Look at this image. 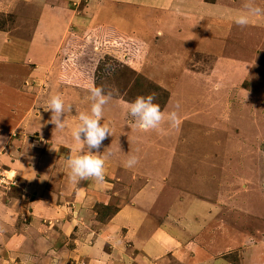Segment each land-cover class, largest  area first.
I'll use <instances>...</instances> for the list:
<instances>
[{
  "label": "rangeland",
  "instance_id": "374dc122",
  "mask_svg": "<svg viewBox=\"0 0 264 264\" xmlns=\"http://www.w3.org/2000/svg\"><path fill=\"white\" fill-rule=\"evenodd\" d=\"M202 2L203 9L172 0L174 14L159 24H168L162 37L173 48H159L155 40L144 44L142 36L115 37L107 19L103 27L85 31L73 23L76 30H64L61 53L52 62L39 65L28 59L12 69V77L18 73L21 80L10 85L22 94H0V238L9 237L10 227L16 242L14 248L7 243L1 247L2 264H74L80 241L94 251L77 264H225V253L238 263L232 248L264 241V16L250 17L242 28L234 21L248 0ZM253 2L264 9V0ZM71 9L66 3L64 10ZM137 32L147 34L142 27ZM176 38L193 43L173 42ZM125 61L146 70L150 84H143L142 93H156L154 103L165 114L160 129L144 132L129 115L127 102L134 101L129 91L137 89L127 81L135 77L115 72L126 67ZM67 63L72 65L69 73H80L84 64L86 73L68 77L63 73ZM61 76L68 82H61ZM83 78L89 84H75ZM94 86L113 93L100 121L112 135L99 149L100 155L111 156L105 160L104 183H74L67 158L87 149L72 132L79 114H90ZM55 95L66 109L71 105L62 117L63 130L49 123L48 102ZM157 97L167 99L166 104ZM173 111L177 127L167 120ZM129 119L133 123L127 126ZM131 156L138 163L128 168ZM206 195L211 206L203 201ZM56 200L58 213L47 217L40 206L52 207ZM96 204L111 211L99 222ZM216 222L218 227L212 224ZM209 242L219 252L209 246L205 250ZM204 251L215 253L203 257ZM241 258L242 264L249 262Z\"/></svg>",
  "mask_w": 264,
  "mask_h": 264
},
{
  "label": "crops",
  "instance_id": "0c3cea01",
  "mask_svg": "<svg viewBox=\"0 0 264 264\" xmlns=\"http://www.w3.org/2000/svg\"><path fill=\"white\" fill-rule=\"evenodd\" d=\"M177 1L179 0H176V3ZM182 1L194 2V4L197 5V7L199 8H202V6H204L205 4L204 2H202V0H182ZM201 2L203 4H201ZM66 3L69 5L70 8L72 9L74 8L75 10L71 9L68 12L64 10ZM66 3L65 0H0V23L4 24V26L0 28V68H2V70H0V83L1 85H3L2 88L0 87V94H2L3 90L7 92L6 94H8V96L9 93H16V91H18L17 94H22L20 93L22 92L21 91L22 89L20 88L15 89V86L10 85L16 79L21 80V78H19L18 73H16L15 76L12 77V73H13L12 69L16 67L19 68L18 66H22L21 64L25 65V61L28 59L30 60L29 61L30 63H33V60H35L39 65L41 64L45 65L47 61L52 62L53 58L59 56V54L61 53L60 47L63 43L62 41L64 40L62 39V37H64L63 35L64 30L70 29L71 27L72 29L76 30L77 27H75L74 25L75 23L77 24V26H81V27L83 26L84 29L82 30L85 31V30H91L92 27H94L95 29L103 27L104 26L103 24L107 19V21L111 23L116 29L113 32L115 33V37H117L119 34H123L126 36L127 35L134 36L137 39L142 36L141 39L146 40L145 42H142L144 44H148L151 41L155 40L157 44L159 42L161 43V46L159 48L164 47L166 49V47H170V46L171 48L174 47L173 46L174 44H171L170 39L166 41V38L165 39L163 38L164 36L161 31L164 29V25L167 27L168 24H164L163 26H160L161 24H159L161 23L162 19L168 21L170 19V16L174 14L171 6L172 0H67ZM133 21H135V24L138 25L135 28H132L133 25L130 24ZM63 22L64 24L59 26V24ZM138 27L139 28L142 27L143 29H146L147 34L141 33L140 35L137 32L139 29ZM196 30L197 28H195V31ZM161 38L162 40H160ZM173 42H182L183 44L186 45L193 43L192 41L190 42L184 41L183 38L173 39ZM8 48H10V54L6 55V49ZM171 48H169V50H171ZM98 50H100L98 47L97 49L94 50L96 53L94 54V56L95 55L98 56L97 60L99 62L100 61L99 56L101 53ZM156 50L157 47H154V51L151 50L149 52V56L151 60L153 59V57H155ZM173 51L176 52V50ZM185 57H186L185 58L186 62L189 61L188 55H185ZM133 63H130L128 61L124 62V64H126L133 71L140 73L143 76L144 73L145 75H147L145 69L143 70L141 69L140 71L139 68L133 66ZM86 67L87 65L78 68L83 69L86 73V69H85ZM3 70H5V72ZM183 73H199V72H192V71L187 72L183 70ZM33 75H35V73ZM6 78H8V80L10 79V81L7 80L5 81ZM83 83H84L83 86L89 84L86 83L85 79L83 80ZM14 103H15L14 99L11 98L10 104L13 105ZM121 104L124 106L127 105L125 103H121ZM129 123H133V122H131L129 119V122H126V125L129 126L128 125ZM180 156L181 155H179V159H181ZM126 158H127V154H126ZM175 160L176 158H174V160H168V161H175ZM166 182L167 181H165L164 184H166ZM239 188L240 187H237L238 190ZM203 201L205 202L206 205L211 206L209 203L210 201L209 196L206 195ZM58 206H60V204L58 200H56L55 202L52 201V207L48 208L45 204H42L39 209L47 210L48 211L47 217H48L49 214L51 216L52 213L54 215L58 213L55 211V209L58 211ZM248 214L251 216L252 212L248 211ZM212 224L214 225V227L215 226L218 227L220 225V222H216ZM3 227L4 225L0 223V230L1 229L3 230L4 229ZM8 234L9 237L5 235L2 238L1 236L0 249L1 247L6 246V243L11 244L9 248H14L16 238L12 236L14 232L10 227ZM248 236L249 235H245V238L246 237L248 238ZM79 237L78 240L81 239ZM9 239L10 242H8ZM197 240H200L199 237H197ZM226 240L228 239L226 238ZM239 240L242 241V239ZM200 241L199 243H201ZM19 245H21V243ZM89 245L91 244L88 243L86 244L85 242L80 241L79 247H76L75 249L76 251L73 250V252L75 251V256H76V260H74L75 261L74 264H77L79 260L80 261L82 259L84 260L86 256L87 258L91 256L90 253L93 252L94 250L91 249V246ZM206 245L207 246H205L204 248L205 250L208 248V246H209V250H214V251L216 250L217 252H219L220 250L214 244L213 245L210 244V242L208 244L206 243ZM220 247L221 245L219 244V248ZM232 249H235L232 252L234 254H237L238 256L237 261L239 264H242L243 262L241 261V259H243L241 258V256L246 258L247 261H249L248 263L245 264H252V262H254V264H264V241H262L260 245H256V244L249 245L244 242L243 248L241 249L232 248ZM2 250L4 251V249ZM214 251H208L209 253H206V251L202 252L203 257H206L208 254H211ZM6 256L7 254L3 255L2 258ZM221 256L224 257L225 264H228L227 262L231 264H238L234 259H227L228 253H225V255H221ZM0 264H2L1 260H0ZM92 264H99V263L95 262Z\"/></svg>",
  "mask_w": 264,
  "mask_h": 264
},
{
  "label": "clouds",
  "instance_id": "9594fccd",
  "mask_svg": "<svg viewBox=\"0 0 264 264\" xmlns=\"http://www.w3.org/2000/svg\"><path fill=\"white\" fill-rule=\"evenodd\" d=\"M245 11L235 18V24L240 27H247L252 16H264V9L257 6L253 0H248L244 4ZM90 99L92 100L90 114H79V125L73 130V138L82 143L86 149V154L76 157L69 156L67 164L70 169L69 179L74 183L94 179L98 183L105 182V160L111 156L110 152L99 154V149L103 141L112 135L111 130L101 125L104 105L113 98L111 91H106L103 86H94L90 90ZM156 99L154 94L147 96H137L134 101L128 103V112L135 119V125L138 129L148 132L160 129L165 120V114L160 105L154 103ZM179 104H177V108ZM51 112L49 123L55 125L54 130H63L65 128L64 119L66 111H71V105L67 109L59 95L52 96L48 102V110ZM171 127L179 126V117L175 111L167 116ZM83 136V138H82ZM93 150H96L94 154ZM138 163V157L131 156L125 163L128 168Z\"/></svg>",
  "mask_w": 264,
  "mask_h": 264
},
{
  "label": "trees",
  "instance_id": "16d2710c",
  "mask_svg": "<svg viewBox=\"0 0 264 264\" xmlns=\"http://www.w3.org/2000/svg\"><path fill=\"white\" fill-rule=\"evenodd\" d=\"M85 65V64H84ZM125 65V64H124ZM71 67H72V65H71V63H67V64H65L64 65V67H63V73H67V75H68V77H71V75H74L75 74V78L76 79H78V77L79 76H81V77H83V73H85V71H83V69L81 70L80 69V73H69V70L71 69ZM79 69V68H78ZM116 73H128V75H129V73L130 74H132V76L133 77H135L134 79H132V80H129V81H127V83H128V86H130V87H132V88H135V89H137V92H132V91H129V93H133L134 95L132 96L133 98H134V100L136 99V97L137 96H143V94L144 93H142V91H143V84L145 85L146 83L147 84H150L149 82V80L148 79H146V77H144L142 74H140V73H137V72H135V71H133L132 69H130L127 65H126V67H123V65H122V67L118 70V71H115ZM84 79V78H83ZM116 79V78H115ZM64 81V83L66 82H68V80L64 77V76H61V79H60V81L61 82H63ZM80 80V79H79ZM79 80L78 81H75V84H78V85H83L84 83H82L81 81H80V83H79ZM110 81V80H109ZM109 81H105L106 83L107 82H109ZM156 86V85H155ZM157 87V86H156ZM157 88H159V87H157ZM165 92V91H164ZM154 93V92H153ZM155 96H156V93L154 94ZM157 98H161L162 100V104L163 105H165L166 104V100L167 99H165V101H164V98L163 97H157ZM167 98H168V96H167ZM165 103V104H164ZM94 211L97 213V216H96V220L97 221H100V220H102V219H104V217H101V216H103V215H107V214H109V213H111V211H110V208L109 207H107V206H104V205H102V204H96L95 205V207H94ZM102 218V219H101Z\"/></svg>",
  "mask_w": 264,
  "mask_h": 264
}]
</instances>
